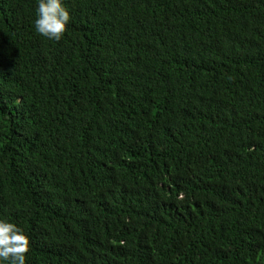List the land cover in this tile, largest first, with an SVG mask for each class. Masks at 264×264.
Instances as JSON below:
<instances>
[{
  "label": "trees",
  "instance_id": "trees-1",
  "mask_svg": "<svg viewBox=\"0 0 264 264\" xmlns=\"http://www.w3.org/2000/svg\"><path fill=\"white\" fill-rule=\"evenodd\" d=\"M0 0V220L26 264H264V0ZM7 264V262H0Z\"/></svg>",
  "mask_w": 264,
  "mask_h": 264
},
{
  "label": "clouds",
  "instance_id": "clouds-1",
  "mask_svg": "<svg viewBox=\"0 0 264 264\" xmlns=\"http://www.w3.org/2000/svg\"><path fill=\"white\" fill-rule=\"evenodd\" d=\"M70 20V12L62 0H38L37 19L34 21L38 34L60 41ZM30 246V237L22 228L6 219L0 220V262L26 264Z\"/></svg>",
  "mask_w": 264,
  "mask_h": 264
}]
</instances>
